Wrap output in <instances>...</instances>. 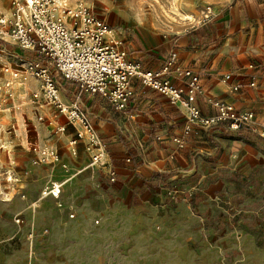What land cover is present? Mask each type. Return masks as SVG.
Returning a JSON list of instances; mask_svg holds the SVG:
<instances>
[{"label":"crops","instance_id":"obj_1","mask_svg":"<svg viewBox=\"0 0 264 264\" xmlns=\"http://www.w3.org/2000/svg\"><path fill=\"white\" fill-rule=\"evenodd\" d=\"M187 1L191 4L185 0L181 7L195 4ZM204 1L212 8L210 16L194 25L177 22L167 29L152 22L143 24V13L133 20L126 9H120L109 18V39L148 69H159L176 53V64L201 75L204 93L197 97V104L203 113H216L211 100L220 99L254 112L253 121L235 129L228 122L208 127L193 124L191 132L182 135L188 122L184 110L140 80L133 79L134 94L127 107L118 109L100 93L81 92L77 81L53 67L55 78L62 77L56 78L62 101H78L106 145L108 159L118 171L117 182L110 183L105 169L89 165L84 144L79 143L74 153L71 140L80 125L67 123L66 131L55 138L53 122L37 118L38 111L50 115L52 110L49 104L37 105L33 98L40 91V79L16 77L12 91L16 112L3 111L7 127L0 131L4 211L9 210L7 198L15 191L7 186L17 185L29 193L28 199L17 197L16 204L29 225L40 228L44 215L51 228L55 223L65 230L60 238L50 235L53 241L67 238L89 250L107 247L114 255L128 247L129 260L156 259L172 252L183 259L210 260L235 252L239 261L264 255V0ZM5 2L1 0L0 5ZM186 8L188 13L196 12L195 7ZM255 72L259 76L251 86ZM166 76L186 87L187 79L174 68ZM237 83L241 86L235 91ZM20 116L34 126L33 157L37 160L42 148L57 149L60 144L66 168L49 170L36 160L28 164L26 149L32 141ZM175 136L184 138L183 146L174 141ZM29 171L32 180L24 182L23 175ZM57 179L67 183L62 195L69 199L74 193L83 199L80 206L72 199L64 201L74 208V219H67L63 209L58 212L41 200H32L43 185ZM173 184L182 190L174 198L168 194ZM90 194L99 206H92ZM55 213L68 222L55 221ZM105 254L98 257L105 261Z\"/></svg>","mask_w":264,"mask_h":264},{"label":"built area","instance_id":"obj_2","mask_svg":"<svg viewBox=\"0 0 264 264\" xmlns=\"http://www.w3.org/2000/svg\"><path fill=\"white\" fill-rule=\"evenodd\" d=\"M9 9V15H0V38L12 40L20 47L42 56L41 59H31L30 68L41 80L47 99L66 116V123L60 124L58 129L66 130L67 123L80 125L71 140L74 153L78 152L79 143L84 144L89 151L91 165L105 169L110 183L117 182L118 171L108 159L106 145L78 101L71 104L62 101L60 84L54 76L53 67L64 77L77 81L81 92L100 93L118 109L127 107L134 94L133 79L140 80L143 85L166 95L173 104L184 110L188 122L183 127L182 135L189 134L193 124L208 127L228 122L235 129L254 119V112L237 109L233 103L220 99L211 100L216 113H203L197 104V97L204 93L201 75L176 64V53H171L159 69L144 67L140 61L131 59L119 42L109 39L111 25L95 15L88 6L81 4L71 9L62 0H10ZM212 13L211 6H206L204 17ZM66 15L71 16L70 23H67ZM171 68L187 79L186 87L174 84L166 76ZM6 69L10 70L8 67ZM258 76V72L252 75L251 86L256 85ZM240 86L237 83L233 89L236 91ZM174 141L180 146L185 143L182 136H175ZM40 152L43 160L49 159L51 164L60 161L57 149L42 148ZM61 193L63 185L59 182H53L42 190L43 195L56 199L61 197ZM180 193L182 190L176 184L168 190L172 198ZM70 216L73 217L74 213H70Z\"/></svg>","mask_w":264,"mask_h":264},{"label":"rangeland","instance_id":"obj_3","mask_svg":"<svg viewBox=\"0 0 264 264\" xmlns=\"http://www.w3.org/2000/svg\"><path fill=\"white\" fill-rule=\"evenodd\" d=\"M1 1V0H0ZM185 0H70V7L75 9L81 3L84 6H88L90 10L97 16L102 17L109 21V18H113L117 11L120 9H126L127 13L134 19H139L143 13L142 23L149 24L150 22L154 25H158L163 28H170L171 25L177 22H187L188 25L197 24L200 19L204 17L203 9H206V6L210 5L204 0H190L186 3L191 6L181 7V3ZM10 0H6L5 3L0 7L1 13H5L6 10L9 12ZM133 6L137 8V15L135 16L132 12ZM193 9L196 8V12L188 13L187 8ZM192 13V14H191ZM7 14V13H5ZM186 20V21H185ZM135 26V25H133ZM167 29V28H164ZM3 42L0 45V131L7 127V121L4 120V112L7 113L13 112L15 115V110L13 111L12 103V91L14 90L16 77H12L10 72H7L6 67L10 70H16L18 72V77L20 80L27 78H38L34 73L33 69L30 68V60L20 57L18 53L14 54V50L19 52L22 55H29L31 59L39 58L42 56L35 54L30 49H24L18 44L9 39L0 38ZM48 64V61L45 62ZM52 66V65H51ZM17 77V78H18ZM56 78L60 81L62 79L61 75H57ZM39 79V78H38ZM7 93L5 92V90ZM38 94L33 98L36 101L37 105L41 107L44 104H49L52 106L51 114L47 115L43 112H37L36 116L40 121L43 122H53L54 132L52 136L57 138L59 134H62L66 130L58 129V126L66 119L64 114H61L59 109L52 104L49 99H47L44 91L42 90V83L40 80V91L36 92ZM32 98V99H33ZM7 109V110H4ZM9 109V110H8ZM61 115V116H60ZM21 120H24L26 128L29 133V139L32 141L30 148L26 149L28 164H34L35 158L33 153L36 151L35 140H34V126L27 117L20 116ZM11 129L13 126H9ZM1 137H0V146H1ZM60 144H58L57 150L60 155V161L56 163H49V159L46 161L43 160L42 156L36 160V162L47 165L49 170H58L61 168H66L67 161L62 159ZM51 148H49L50 150ZM38 151L40 148L38 147ZM2 158V153H0ZM35 162V163H36ZM91 166V159L88 162ZM98 167L97 165H93ZM25 172V170L23 169ZM75 173H73V176ZM3 169L0 167V191L4 188L3 185ZM6 176V175H5ZM24 182H30L32 180L31 171L23 175ZM6 179V177H5ZM61 182L60 179L51 180L47 184L43 185L37 193L33 195V202L41 200L43 203L50 206L52 209L55 208L58 212L62 210L63 215L67 219H74L77 214L74 208L67 206L65 200L72 199L75 203V206H80L82 204L81 195L76 197L73 194L69 197L61 195L59 199L54 198L51 195H43L42 190L45 187H50L54 182ZM101 181H104L101 179ZM67 183H63V187H66ZM10 189H15L12 196L7 198L9 210H5V205L0 202V264H264V255L256 254L251 260H237L238 255L234 253L228 254L225 258L210 260L207 258H191L183 259L180 254L177 252H172L170 254H165L164 256L157 257L156 259H151V256L143 257L142 260H129L131 255L128 254L130 248L125 247L122 251L114 254L107 252V247H90V250L87 246L78 245L74 246L71 240L60 239L53 241L51 236H56L57 238L62 237L65 233L64 229L57 228L53 223V228L50 226V221L46 216H41L40 218V228H36L34 225H29V219L22 214L23 212L16 211L17 197L29 198V193L26 189L19 188L20 186H7ZM74 196V197H72ZM65 197V198H63ZM90 201H92V206H99L100 202L95 195L90 194ZM67 202V201H66ZM75 213V217H71L70 213ZM56 214V213H55ZM64 220L63 216L56 214V220ZM95 223L98 221L95 219ZM106 248V249H105ZM100 249V250H98ZM98 250V251H96ZM101 252H106V260L103 261L98 256ZM108 253V254H107Z\"/></svg>","mask_w":264,"mask_h":264},{"label":"bare ground","instance_id":"obj_4","mask_svg":"<svg viewBox=\"0 0 264 264\" xmlns=\"http://www.w3.org/2000/svg\"><path fill=\"white\" fill-rule=\"evenodd\" d=\"M62 3H63L64 5L69 6V7H70V5H71L70 0H62ZM81 4H82V3H81ZM81 4H80L79 6H81ZM79 6H78V7H79ZM70 8H71V7H70ZM76 8H77V7H76ZM71 9H72V8H71ZM132 12H133V14L136 16V15H137V8H135V7L133 6V10H132ZM9 13H10V10H9V12H7L6 15H9ZM65 19H66L67 23H70L71 16H70V15H66ZM110 33H112V31H111ZM110 33H109V35H110ZM10 71H11V72H10ZM7 72H10V74L12 75V77H18V72H17L16 70H9V71H7ZM60 181H61V182H59V183H61V184L63 185L64 181H63V180H60ZM54 182H57V181H54Z\"/></svg>","mask_w":264,"mask_h":264},{"label":"trees","instance_id":"obj_5","mask_svg":"<svg viewBox=\"0 0 264 264\" xmlns=\"http://www.w3.org/2000/svg\"><path fill=\"white\" fill-rule=\"evenodd\" d=\"M2 42H3V41L0 39V45H1ZM20 57H22V58H26V59H28V60H31V56H29V55L24 56V55L20 54Z\"/></svg>","mask_w":264,"mask_h":264}]
</instances>
